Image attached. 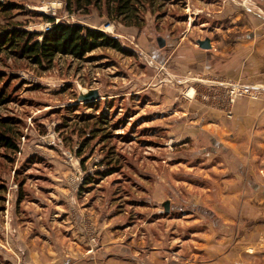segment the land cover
Here are the masks:
<instances>
[{
	"label": "rangeland",
	"instance_id": "374dc122",
	"mask_svg": "<svg viewBox=\"0 0 264 264\" xmlns=\"http://www.w3.org/2000/svg\"><path fill=\"white\" fill-rule=\"evenodd\" d=\"M4 1L18 5L13 22L22 23L30 32L40 33L41 26L48 22L43 15L57 23L81 25L86 17L69 16L63 11L61 0ZM252 3L250 0H159L154 14H146L142 32L110 22L92 11L90 25H98L102 32L115 37L123 52L101 49L88 55L86 61L57 58L48 71L0 56V88L9 101L0 109V115L19 119L22 133L16 154L0 148V235L6 233L9 249L16 248V237H28L31 232L40 238L38 248L43 241L49 242L46 246L51 248L68 243L64 239L71 224L66 221L68 206L72 212L79 211V206L93 208L89 212L102 229L117 235V227L123 226L119 229L125 230L136 215L141 218L143 212L148 213L150 207L138 208L132 202L150 199L148 186L155 193L153 190L160 186L164 190L186 191L185 186L191 185L188 193L217 199V186L222 189L225 181L221 176L227 164L224 155L217 152L220 149L211 158L201 156L194 160L192 140L188 138L187 145H175V139H170L175 134L181 136V131L185 135L187 126L192 125L189 108L194 101L208 100L193 92L196 76L192 71L185 69L183 77L189 79L185 80L180 72H174L169 60L183 43L198 47L196 43L205 38L218 43H259L264 39V31L261 32L264 10L258 11ZM230 9L236 11L227 14L229 17L241 14L242 17L230 22L207 16L208 12L214 17ZM234 24L238 28L230 33L227 27ZM158 38L163 41V47H159ZM232 83L250 86L260 95L257 99L231 97L233 102H230L228 90L220 87L226 97L225 106L220 109L227 119H231V107L236 102L264 98V85L257 79ZM91 91H97L99 99L80 100ZM90 105L97 106L93 110ZM99 113H105L109 124H117L118 130L108 139L97 135L85 142L92 130V122L88 129L87 118ZM78 151L82 152L81 157ZM251 151L254 168L240 165V169H234L240 177L224 178L250 185L255 179L258 183L260 175L264 177L262 160L255 155L256 151ZM112 156L118 163L111 168L108 161ZM175 165L182 171L171 172L169 169ZM248 168H252L250 172ZM85 178L88 184H83ZM129 193L130 202L122 200ZM166 194L169 196L171 192ZM167 195L161 196L168 198ZM171 204L173 216L197 212L190 211V204L179 208L183 204L175 198ZM216 210L223 209L216 205ZM76 227L79 225H73ZM186 227H182L183 231ZM93 240L91 244L96 243Z\"/></svg>",
	"mask_w": 264,
	"mask_h": 264
},
{
	"label": "crops",
	"instance_id": "0c3cea01",
	"mask_svg": "<svg viewBox=\"0 0 264 264\" xmlns=\"http://www.w3.org/2000/svg\"><path fill=\"white\" fill-rule=\"evenodd\" d=\"M250 1L258 11L264 10V0ZM235 11L230 9L216 13L214 17L208 12L207 16L233 22L242 17V14L227 15ZM91 18L86 16L82 24L100 30L98 25H90ZM231 27L227 30L236 32L238 26L234 24ZM261 28V32L264 31V24ZM205 41L208 42V49H201L200 44ZM183 44L169 64L182 77L185 69H190L196 76L193 92L208 100L209 104L199 99L194 101L195 104L189 108L192 125L187 126L185 135V131H181V136L175 134L170 139H175V145H187V139L192 140L194 160L201 156L211 158L215 156L216 149H220L217 152L224 155L227 164L222 171L221 180L225 181L222 189L217 186V199L198 198L188 193L192 190L191 185L185 186L187 192L180 188L164 190L160 186L153 190H156L155 193L148 186L150 199L132 201L136 203L135 207H150L148 213L143 212L141 218L136 215L125 230L119 229L123 226L117 227V235L109 229H102L104 227L89 212L93 208L79 206V211L72 212L68 206L66 221L71 224L66 233L68 236L64 237L68 243L51 248L46 246L49 242L43 241L42 247L38 248L40 238L31 232L28 237H16V248L9 249L5 241L7 235L1 232L0 264H264V177L260 175L258 183L254 179L253 186L224 178L228 175L240 177L235 171L241 168L240 165L253 166L251 149L260 156L264 171V98L256 102L247 99L236 102L231 107V119H227L223 109H220L225 106V91L218 85L224 81L247 82L255 79L264 85V39L259 43H218L205 38L196 43L199 48ZM180 85L183 84L177 83V86ZM251 169L248 168V172ZM169 170L182 171L176 165ZM168 191L171 192L169 196L166 194ZM164 193L168 198L161 196ZM129 195L122 200L130 202ZM173 198L183 204L179 208L191 205L190 211L197 212L173 216L171 204L169 212L165 213V203L170 204ZM216 205L223 210H216ZM206 208L209 210L206 211ZM198 212L205 213L208 220ZM33 220L37 218L33 217ZM75 224L79 227L73 228ZM183 226H187L185 231ZM119 232L123 233L120 235ZM93 239L96 243L91 244Z\"/></svg>",
	"mask_w": 264,
	"mask_h": 264
},
{
	"label": "trees",
	"instance_id": "16d2710c",
	"mask_svg": "<svg viewBox=\"0 0 264 264\" xmlns=\"http://www.w3.org/2000/svg\"><path fill=\"white\" fill-rule=\"evenodd\" d=\"M63 11L80 17L89 16L92 11L106 17L110 22H117L126 28L139 32L145 28L147 13L154 14L159 0H61ZM19 10L18 5L0 0V56L4 55L15 61L25 63L39 71L50 70L57 58H71L75 61H86L87 56L101 49H111L123 52L119 41L106 33L89 28L79 23L59 22L54 18L42 17L52 24L50 31L45 33L30 32L24 29L20 22H13L14 13ZM159 9L158 11H160ZM19 14V13H17ZM161 16L160 14H157ZM3 90L0 88V109L8 104ZM88 105V104H86ZM97 105H90L95 109ZM92 122V130L85 142L93 136L101 135L108 139L118 130V125H111L105 113L87 118ZM20 120L14 117L0 115V148L9 153L19 151L18 141L21 138ZM78 157L82 152H77ZM118 161L112 156L109 166L117 165ZM112 168V167H111ZM89 180L84 179L83 184Z\"/></svg>",
	"mask_w": 264,
	"mask_h": 264
},
{
	"label": "built area",
	"instance_id": "2783aa9c",
	"mask_svg": "<svg viewBox=\"0 0 264 264\" xmlns=\"http://www.w3.org/2000/svg\"><path fill=\"white\" fill-rule=\"evenodd\" d=\"M55 24H57V22H55ZM51 27H52V24L47 22L41 26L39 31H40V33H45V32L50 31ZM218 85L221 88L228 90V93H229L228 96H229L230 102H233V99L237 100V99L242 98V97H249L251 99H257L259 97L258 95H260V92L257 93V92L252 91L251 87L247 86V85H238V84L235 85L229 81L219 82ZM234 85H235V87H234ZM255 94H257V95H255ZM231 97L233 99H231Z\"/></svg>",
	"mask_w": 264,
	"mask_h": 264
},
{
	"label": "water",
	"instance_id": "95a60500",
	"mask_svg": "<svg viewBox=\"0 0 264 264\" xmlns=\"http://www.w3.org/2000/svg\"><path fill=\"white\" fill-rule=\"evenodd\" d=\"M208 42L205 41L203 43L200 44V47L203 48V49H208ZM158 45L159 47H163L164 43L163 41L159 40L158 41ZM96 99H99V94L97 91H91L89 94L83 96L80 100L83 101V102H88V101H92V100H96ZM169 202H166L165 205H164V211L165 213H168L169 212Z\"/></svg>",
	"mask_w": 264,
	"mask_h": 264
}]
</instances>
